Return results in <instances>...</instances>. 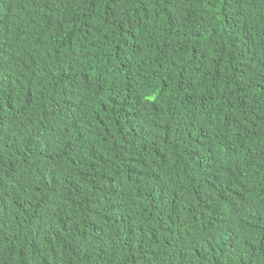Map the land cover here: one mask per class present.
<instances>
[{"label": "trees", "instance_id": "trees-1", "mask_svg": "<svg viewBox=\"0 0 264 264\" xmlns=\"http://www.w3.org/2000/svg\"><path fill=\"white\" fill-rule=\"evenodd\" d=\"M0 264H264V0H0Z\"/></svg>", "mask_w": 264, "mask_h": 264}]
</instances>
